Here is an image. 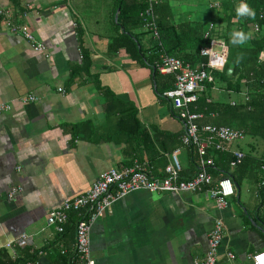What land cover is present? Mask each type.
<instances>
[{
  "label": "crops",
  "instance_id": "crops-1",
  "mask_svg": "<svg viewBox=\"0 0 264 264\" xmlns=\"http://www.w3.org/2000/svg\"><path fill=\"white\" fill-rule=\"evenodd\" d=\"M115 1L0 0V9L9 11L13 22L24 24L45 47L44 52L33 51L0 24V103L13 107L0 116V251L26 233L44 251L38 264H62L61 251L71 253L75 231L68 223L58 234L46 224V216L63 200L85 192L100 173L137 160L152 176L162 177L174 151L184 179L198 168L193 150L180 143L182 122L156 92L152 69L124 49L109 52L112 39L123 31L114 25L119 11L114 16ZM169 4L175 23L201 22L206 27L210 22L212 2ZM135 33L147 49L150 34ZM105 91L131 104L154 148L147 143L139 158L126 157L123 144L104 141L116 134L120 119L117 111L111 112L113 103ZM214 92L223 97L221 89L214 87ZM30 95L37 100L22 105L20 100ZM232 148L248 160L226 169L236 174L238 182L231 180L239 188L226 208L217 210L204 193L132 192L92 225L90 254L95 264L202 261L217 218L224 224L217 264H251V255L264 252L263 172L257 166L264 158V141L246 136ZM214 151L207 150L213 160ZM208 172L214 183L227 177L214 166ZM14 187L21 191L9 200L6 195Z\"/></svg>",
  "mask_w": 264,
  "mask_h": 264
},
{
  "label": "trees",
  "instance_id": "trees-1",
  "mask_svg": "<svg viewBox=\"0 0 264 264\" xmlns=\"http://www.w3.org/2000/svg\"><path fill=\"white\" fill-rule=\"evenodd\" d=\"M115 2L114 16L117 9L119 11L114 25L123 31L112 39L109 52L124 49L136 61L148 65L153 71L156 92L159 96L164 91L172 89L174 85L173 75H163L157 70L162 55L179 59L192 66L201 65L207 62V58L200 55V50L208 47L212 39L224 41L228 46V57L224 68L222 71L209 72L212 79L205 82L204 89L198 93V99L192 106L194 112L202 115L197 124L231 127L242 131L245 137H256L264 141V60H260V54L264 53V0H214L209 5L212 16L206 27L201 22L175 23L170 0H167L153 9L157 38H154L151 31L146 28V23L150 21L145 15L147 0H116ZM242 2L254 9V18L237 16L236 8ZM254 24L259 26L258 33L252 29ZM137 30H144L146 34H150V45L147 49L137 38L138 35L135 33ZM237 30L250 33L251 38L242 45H233L230 35ZM238 58L239 62H237ZM82 59L87 60V57L82 56ZM214 87L223 91V97L220 95L216 97ZM242 92L245 94L243 101L238 102L230 98L231 94ZM104 96L113 103L111 112L117 111L116 113L120 115L116 134L105 138L104 141L123 144L126 157L139 158L141 147L146 146L147 143L151 144V141L147 132L140 127L135 109L129 103L117 100L109 91H105ZM73 129H70V132L77 135ZM151 146L154 148L153 144ZM192 150L197 157L195 150ZM214 154L216 155L214 168L222 169L225 171L223 176L238 182L236 174L226 170L227 167L232 168L230 166L232 155L219 151H214ZM247 160L244 157L240 164L232 169L243 166ZM257 162L258 168L262 170L264 158H259ZM77 220V213L71 212L67 224L70 223V227L74 229ZM21 250L17 257H12L6 249H3L0 251V264H25L38 258L36 252H31L29 249ZM61 257L62 264H68V257L65 255Z\"/></svg>",
  "mask_w": 264,
  "mask_h": 264
},
{
  "label": "built area",
  "instance_id": "built-area-1",
  "mask_svg": "<svg viewBox=\"0 0 264 264\" xmlns=\"http://www.w3.org/2000/svg\"><path fill=\"white\" fill-rule=\"evenodd\" d=\"M167 0H147L148 6L145 15L150 18L146 28L151 31L154 38L158 37L155 29L153 9ZM217 5V4H215ZM0 24L17 36H20L25 43L35 52H44L45 47L38 42L30 30L20 23L13 22L11 13L0 9ZM211 28V25L209 26ZM253 31L258 33L259 26L254 24ZM218 47L215 50L214 47ZM200 55L207 58V62L201 65L192 66L179 59L162 55L161 62L157 66L160 74H171L174 76L172 89L166 90L161 97L166 100L175 116L182 122L183 132L180 142L183 147L194 149L198 158V168L195 174L188 179L181 177L182 167L174 151L170 157L171 162L164 168L162 177H154L150 174L145 163L134 160L131 165L122 166L119 169L111 168L100 173L91 186L82 194L67 198L57 207L51 209L46 216V224L53 226L58 234L63 233L64 226L69 221V214L76 212L78 220L75 223V242L71 253L61 251L67 256L68 264H95L90 254V231L92 225L101 219L115 202L126 195L136 191L149 193H204L215 203L216 209L221 211L228 206V199L235 195V188L230 177H222L213 182L208 169L213 167L214 160L207 155L208 149L219 152H227L232 155L230 162L232 168L236 167L245 157V154L237 148H232L234 143L239 144L245 139V134L237 129L227 126L202 125L198 126L197 121L202 115L194 112L192 106L198 99V93L204 89L206 81H211L209 72L222 71L228 57V46L222 40L212 39L208 47L200 50ZM260 60H264V53L260 54ZM60 91V90H59ZM245 95V94H244ZM37 98L33 95L20 100L22 105L33 102ZM9 103H0V116L12 110ZM263 180L260 187L264 190V166ZM21 188H10L7 197L11 200ZM224 229L223 221L217 218L213 222L211 231L208 234V249L202 261H195L194 264H217L218 250L222 241ZM12 257H17V250L29 249L36 252L38 258L44 253L37 248L33 237L21 233L5 244ZM264 254L258 252L251 255V264H257L256 257ZM227 258L232 259L233 255L227 253ZM25 264H38V261H27Z\"/></svg>",
  "mask_w": 264,
  "mask_h": 264
},
{
  "label": "clouds",
  "instance_id": "clouds-1",
  "mask_svg": "<svg viewBox=\"0 0 264 264\" xmlns=\"http://www.w3.org/2000/svg\"><path fill=\"white\" fill-rule=\"evenodd\" d=\"M236 14L237 16L240 17H249V18H254L255 17V11L252 9L248 4L246 3H241L237 8H236ZM251 38L250 33H245L243 31H233L230 35L231 43L233 45H242L245 43V41L249 40ZM239 62V58L237 60ZM257 264H264V254L258 255L256 257Z\"/></svg>",
  "mask_w": 264,
  "mask_h": 264
},
{
  "label": "rangeland",
  "instance_id": "rangeland-1",
  "mask_svg": "<svg viewBox=\"0 0 264 264\" xmlns=\"http://www.w3.org/2000/svg\"><path fill=\"white\" fill-rule=\"evenodd\" d=\"M204 2V3H206L207 2V4H208V2H213L214 0H201V2ZM212 13L210 12V15H211ZM214 49L215 50H218V47H214ZM238 97H241V98H243L244 99V94L243 93H240V94H231L230 95V98L232 99V100H235V101H237V99H238ZM240 102V101H239Z\"/></svg>",
  "mask_w": 264,
  "mask_h": 264
},
{
  "label": "water",
  "instance_id": "water-1",
  "mask_svg": "<svg viewBox=\"0 0 264 264\" xmlns=\"http://www.w3.org/2000/svg\"><path fill=\"white\" fill-rule=\"evenodd\" d=\"M116 17H117V16H116ZM234 186H235V189H236V191H237V194H239V188L237 187L236 184H234Z\"/></svg>",
  "mask_w": 264,
  "mask_h": 264
}]
</instances>
